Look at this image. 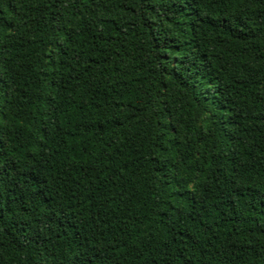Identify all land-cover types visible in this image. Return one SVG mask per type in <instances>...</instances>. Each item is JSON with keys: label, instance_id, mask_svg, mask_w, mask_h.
Masks as SVG:
<instances>
[{"label": "trees", "instance_id": "obj_1", "mask_svg": "<svg viewBox=\"0 0 264 264\" xmlns=\"http://www.w3.org/2000/svg\"><path fill=\"white\" fill-rule=\"evenodd\" d=\"M0 264H264V0H0Z\"/></svg>", "mask_w": 264, "mask_h": 264}]
</instances>
